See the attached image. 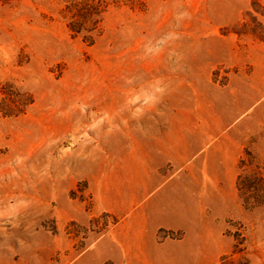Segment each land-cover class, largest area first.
Here are the masks:
<instances>
[{"label": "rangeland", "instance_id": "1", "mask_svg": "<svg viewBox=\"0 0 264 264\" xmlns=\"http://www.w3.org/2000/svg\"><path fill=\"white\" fill-rule=\"evenodd\" d=\"M251 1L0 0V264H264Z\"/></svg>", "mask_w": 264, "mask_h": 264}, {"label": "trees", "instance_id": "2", "mask_svg": "<svg viewBox=\"0 0 264 264\" xmlns=\"http://www.w3.org/2000/svg\"><path fill=\"white\" fill-rule=\"evenodd\" d=\"M236 31L240 34H251L261 40L264 39V0L251 1V7L246 12V20L244 21L242 26H240V28H238ZM250 160L251 159L245 156L242 157L240 160L239 167L244 169L251 167L253 162ZM257 166L260 167L259 165ZM259 172L264 182V171L260 170ZM240 182H241V174L239 175V180H238L239 188H241V186H239ZM260 202H264V199L260 200ZM106 264H114V263H106Z\"/></svg>", "mask_w": 264, "mask_h": 264}]
</instances>
